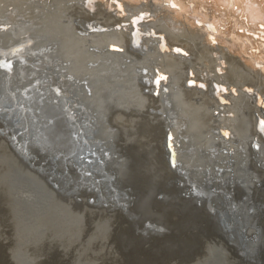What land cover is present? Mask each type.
<instances>
[{"label":"bare ground","instance_id":"bare-ground-1","mask_svg":"<svg viewBox=\"0 0 264 264\" xmlns=\"http://www.w3.org/2000/svg\"><path fill=\"white\" fill-rule=\"evenodd\" d=\"M37 69L43 74L34 79ZM1 79L9 92L0 91V102H13L0 105V142L12 160L0 184L10 186L24 238L62 218L49 217L55 195L21 189L18 176L45 181L18 164L8 142L30 164L39 158L34 167L58 174L52 186L77 202L119 206L134 220L135 147L113 122L115 112L125 121L142 113L157 124L155 149L168 176L153 202L167 200L171 186L170 199L212 218L249 264L264 263V0H0ZM75 89L79 96L70 97ZM101 89L115 93L105 102L109 120L95 112ZM62 122L76 138L68 149L56 144ZM143 195L137 210L145 213L152 201ZM209 257L206 264L227 263L220 245Z\"/></svg>","mask_w":264,"mask_h":264},{"label":"rangeland","instance_id":"rangeland-1","mask_svg":"<svg viewBox=\"0 0 264 264\" xmlns=\"http://www.w3.org/2000/svg\"><path fill=\"white\" fill-rule=\"evenodd\" d=\"M114 115L118 119L115 117L117 122H112L122 125L123 132L128 133L125 139L129 141L124 139L123 142H126L128 148L135 147L139 150V155L133 153V160L129 156L136 173V180L131 177L132 187L138 194L134 208L140 217L133 220L119 206L93 205L91 200L77 202L79 207H76L55 199L50 205L49 211L52 214L49 217L59 215L62 220L55 217L58 219L56 222L42 225L37 232L28 235L29 239L25 241L28 236L24 238L18 232L17 222L9 209L6 187L0 184V264H20L19 259L28 264H206L208 251L213 245H220L227 259L226 264H245L213 233L209 222L202 219L200 210L190 205L181 208L179 203L182 202L170 199L173 192L171 186L167 190L168 202L165 199L153 202L168 177L161 160L160 148L155 149L161 139L157 124L142 113L138 117L140 120L132 117L129 121L122 119V115H117L116 112ZM133 134L135 136L132 137ZM134 140L140 148L136 142L134 145ZM3 144L0 142L2 172L7 171L2 156L8 154ZM127 147L122 151L128 152ZM59 164L64 165L63 162ZM144 193L150 195L152 201L149 211L145 213L137 210L138 203L145 197L142 196ZM58 196L73 199L63 193ZM45 217L48 219V216ZM147 220L160 226L162 230L147 229ZM263 249L264 247L259 251Z\"/></svg>","mask_w":264,"mask_h":264},{"label":"water","instance_id":"water-1","mask_svg":"<svg viewBox=\"0 0 264 264\" xmlns=\"http://www.w3.org/2000/svg\"><path fill=\"white\" fill-rule=\"evenodd\" d=\"M37 71H41V72H35L36 73V75L35 74H31V75H33L32 77L35 79V78H37V77H40V76H42V70H39V69H37ZM29 72V71H28ZM42 73V74H41ZM27 75H29V73L27 74ZM35 75V76H34ZM94 80L96 81H98V83H100L102 80H103V78H100L98 75H95L94 76ZM25 85V84H24ZM24 85H20L18 88H17V93H21V90L19 89V88H21V87H23ZM51 87V86H50ZM53 89V88H52ZM77 89H75V90H73V92H71V94H70V97H75V96H79V94H78V92L76 91ZM0 91H1V93H4L5 91L6 92H9L8 91V89H7V86H6V82L3 80V79H1V82H0ZM100 91V90H99ZM99 91H97V93H99ZM54 92V91H53ZM110 93V94H109ZM115 93L112 91V92H109V91H107L106 89H101V92H100V94H99V96L97 97L98 99L100 98V100H101V103H102V107L100 108V111H95V112H100V114H99V116L101 117V119L100 120H104V118H105V116H106V118L105 119H108L109 120V116L113 113H109L108 111V109H110L111 108V106H112V104H111V102L110 103H108L106 106H105V102H107V101H110V99L112 98V95H114ZM18 98V100H19V97H17ZM13 99L12 98H10V100H8V102H0V105H1V107H6V106H8V105H11V102H13L12 101ZM22 100H23V98H22ZM59 102L61 103V104H64L63 103V101H62V99L61 100H59ZM104 107V108H103ZM107 112V113H106ZM7 113V112H6ZM96 118H97V113H96ZM2 117L4 118V117H7V115L5 114V115H2ZM115 120V119H114ZM110 121H111V119H110ZM116 121V120H115ZM0 122H2L1 124H3L4 125V123H3V121H2V119H1V117H0ZM112 122V121H111ZM104 123V121L102 122V124ZM69 124H70V122H69ZM57 126V128L59 129V130H62V135H61V138L57 141V143L56 144H58V146L57 147H65L66 149H68V147H69V145H71V144H74L75 142H76V138L73 136L74 135V133H73V130H72V127H70L69 126V130H66V127H65V123L64 122H62V125H60V124H58V125H56ZM29 127V126H28ZM68 128V127H67ZM120 135H121V138L123 139L124 138V134H122V132H120L119 133ZM0 138H6L4 135H1V133H0ZM117 138V137H116ZM72 141H73V143H72ZM118 141V139H116V142ZM70 142H71V144H70ZM11 143L10 142H8V146L10 147V149H11V152L13 153V155H15V157H16V159H17V161H19L18 162V164L19 165H23L24 167H27L30 171H32L33 173H35V174H33L32 176H34V177H36V178H40L41 180H44L45 182H44V185L43 186H41V185H39L38 183H36V182H31V181H29V180H27V179H25V178H23L22 176L20 177V176H18L17 177V179H18V181H19V184L21 185V189L22 190H24L25 188L28 190H30V191H27V190H25V191H27L28 193H30L32 196H37L38 194H39V190L41 191L42 190V193L41 194H43V195H46V197L49 199L50 198V196H49V194L50 195H55L54 197L55 198H53L52 199V197L50 198V199H52V203L54 202V200L55 199H60L62 202H66V203H68V205H70V203H71V205L72 206H78V203H77V201H76V199L73 197V199L71 200L70 198H66V199H64L63 197H59L58 195H59V193H63V194H65V195H67V196H69L67 193H65V192H63V190H60L59 188H55V187H53L52 186V181L50 180L51 178H57V177H60L58 174H56V175H54V176H50L48 173L49 172H47V171H42L40 168H37L36 167V164H35V167H34V163L35 162H38V159H36V160H34V161H31V164L29 163V159H31V158H29V159H26V158H24L23 156H22V154H20L12 145H10ZM76 144V143H75ZM73 146V145H72ZM73 149H74V146H73ZM35 150V149H34ZM134 152H135V154H137V153H139V150H136V149H134ZM39 154H41V158H45V161H49V158L47 157V153H39ZM2 161H3V164H4V166L6 167V168H8L7 167V163H11L12 162V160H11V158H10V156L8 155V154H5V155H3L2 156ZM61 161H59L58 163H60ZM21 163V164H20ZM44 163V161H41V160H39V164L38 165H42ZM68 163H69V166H71V164H70V160L68 159ZM14 164V166L16 165L15 163H13ZM59 165H61V164H59ZM62 167H64V165L62 166ZM72 167V166H71ZM59 168V167H58ZM66 168V167H65ZM22 169H23V167H22ZM25 169V168H24ZM60 169V168H59ZM8 170V169H7ZM63 170V169H62ZM25 171H27L28 173H29V171L28 170H26L25 169ZM76 174V173H75ZM39 180V179H38ZM4 185H3V187H6V190H5V193L7 194V196L8 197H11V195H10V192H8V189H9V185L5 182V183H3ZM13 187V186H12ZM40 188V189H39ZM13 190V189H12ZM45 191V192H44ZM12 192V191H11ZM13 193V192H12ZM64 196V195H63ZM70 197H72V196H70ZM59 200V201H60ZM89 202V201H88ZM51 203V204H52ZM50 204V205H51ZM151 206V205H150ZM150 206H148L147 208H146V211H149V209H150ZM79 207V206H78ZM142 211H144V209H142ZM141 211V212H142ZM202 218V217H201ZM202 219H204V220H206L207 222H209V224H210V227L212 228V231H213V233L214 234H216L217 236H219L221 239H222V241H223V243L228 247V248H230V250L235 254V256L241 261V262H243V263H245V264H249V257H246L242 252H241V250H240V248L236 245V244H234V243H232V238L231 237H229V235L226 233V231L225 230H223V229H221V227H219L218 226V224L216 223V222H214V221H212V218H210L209 217V219L207 220V218L205 217V216H203V218ZM146 232H150V231H147L146 230ZM231 239V240H230ZM210 250H211V248H210ZM210 250L208 251V253L210 254ZM209 254H208V261H209V259H210V257H209ZM223 255V254H222ZM222 255H221V258H222ZM214 261H215V263L217 262L216 261V259H214ZM214 261H213V263H214ZM207 264H208V262H207ZM209 264H211V263H209ZM217 264V263H216Z\"/></svg>","mask_w":264,"mask_h":264},{"label":"snow or ice","instance_id":"snow-or-ice-1","mask_svg":"<svg viewBox=\"0 0 264 264\" xmlns=\"http://www.w3.org/2000/svg\"><path fill=\"white\" fill-rule=\"evenodd\" d=\"M262 124H264V122H262Z\"/></svg>","mask_w":264,"mask_h":264}]
</instances>
